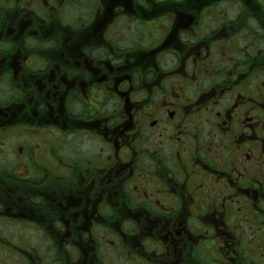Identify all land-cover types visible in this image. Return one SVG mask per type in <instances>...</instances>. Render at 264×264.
<instances>
[{
  "label": "flooded vegetation",
  "instance_id": "1",
  "mask_svg": "<svg viewBox=\"0 0 264 264\" xmlns=\"http://www.w3.org/2000/svg\"><path fill=\"white\" fill-rule=\"evenodd\" d=\"M0 264H264V0H0Z\"/></svg>",
  "mask_w": 264,
  "mask_h": 264
}]
</instances>
